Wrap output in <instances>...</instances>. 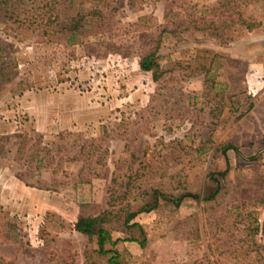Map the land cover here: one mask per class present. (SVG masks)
<instances>
[{
    "label": "rangeland",
    "instance_id": "1",
    "mask_svg": "<svg viewBox=\"0 0 264 264\" xmlns=\"http://www.w3.org/2000/svg\"><path fill=\"white\" fill-rule=\"evenodd\" d=\"M53 13L44 31L0 16V168L51 191L44 209L0 205V258L106 264L73 229L106 210L122 264H264V0H56ZM156 40L152 81L137 62ZM209 173L212 199L158 198L139 227L122 223L153 189L203 196Z\"/></svg>",
    "mask_w": 264,
    "mask_h": 264
},
{
    "label": "trees",
    "instance_id": "2",
    "mask_svg": "<svg viewBox=\"0 0 264 264\" xmlns=\"http://www.w3.org/2000/svg\"><path fill=\"white\" fill-rule=\"evenodd\" d=\"M56 0H0V16L8 22L16 23L17 25H26V28L32 27L44 31V28L49 26L51 23L56 21V16L54 15V5ZM94 12V11H92ZM95 14V13H94ZM93 14V15H94ZM97 14V13H96ZM81 16L78 15L77 19H81ZM63 29V28H59ZM77 27L71 26L67 31V35L64 40L68 44L72 42V39L78 34L76 32ZM158 40H156L154 47L144 53L138 60V67L144 72H149L150 78L152 81H156L163 71L160 69L157 62V50H158ZM3 78L9 75V72H3L0 74ZM227 149H231L238 153V150L235 146L231 144H224L221 147V153L224 154ZM254 156L251 157V159ZM226 169L218 171L216 174L220 177H224ZM211 181L214 185L210 190L199 196L195 193H183L177 197H170L163 193H159L156 190H151V200L149 202H144L139 208L134 211L127 212L123 216V224L125 227H139V224L136 222H130L133 217L140 212H148L154 209L157 205L158 198H161L166 201H170L173 205H178L181 199L185 196L190 197L194 200L207 201L212 199L218 193V182L217 179L213 177V173H209ZM107 211L103 210L96 215H79L76 217L73 222L74 231L85 235L88 239L94 238L96 245V252L102 256H105L106 264H122L119 259L118 252L113 248H108L106 245L113 246L117 239L112 240L108 230L103 226L107 221ZM253 224L250 230L251 235L257 233V220L253 218ZM130 222V223H129ZM141 239L135 240L129 238L127 240H134L140 246L145 243V239L142 236ZM0 264H11L10 262L4 261L0 258Z\"/></svg>",
    "mask_w": 264,
    "mask_h": 264
},
{
    "label": "crops",
    "instance_id": "3",
    "mask_svg": "<svg viewBox=\"0 0 264 264\" xmlns=\"http://www.w3.org/2000/svg\"><path fill=\"white\" fill-rule=\"evenodd\" d=\"M199 83H201V79H199ZM21 191L24 195L21 194ZM49 192H51L50 189L46 187L39 188L33 185H26L16 177H5L0 168V205H3V209L4 207L6 208L7 203L13 207V203L19 204L20 201L26 205L29 204L32 210L44 209L48 203L47 197ZM258 221L259 234L264 233V201L258 215Z\"/></svg>",
    "mask_w": 264,
    "mask_h": 264
}]
</instances>
